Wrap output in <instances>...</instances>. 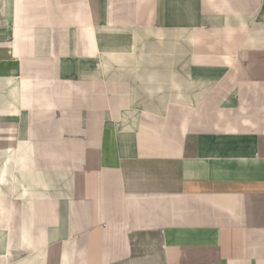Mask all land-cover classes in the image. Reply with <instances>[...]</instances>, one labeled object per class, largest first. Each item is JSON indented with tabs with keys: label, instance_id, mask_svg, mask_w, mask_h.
<instances>
[{
	"label": "crops",
	"instance_id": "obj_1",
	"mask_svg": "<svg viewBox=\"0 0 264 264\" xmlns=\"http://www.w3.org/2000/svg\"><path fill=\"white\" fill-rule=\"evenodd\" d=\"M0 264H264V0H0Z\"/></svg>",
	"mask_w": 264,
	"mask_h": 264
}]
</instances>
